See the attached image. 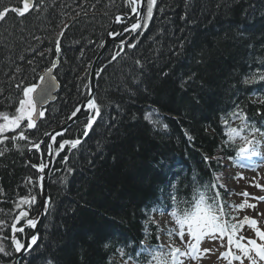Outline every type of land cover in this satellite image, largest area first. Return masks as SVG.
<instances>
[{"label": "trees", "instance_id": "trees-1", "mask_svg": "<svg viewBox=\"0 0 264 264\" xmlns=\"http://www.w3.org/2000/svg\"><path fill=\"white\" fill-rule=\"evenodd\" d=\"M34 2L36 10L24 17L9 10L0 22V112L15 111L23 87L37 84L51 66L59 41L55 100L34 128L23 126L30 141L38 143L86 99L90 65L115 14L130 13L131 7L128 0ZM13 7L22 8V0H0V11ZM121 40L99 64L107 62L96 81L100 115L91 130L83 139L88 123L83 112L57 139L56 150L64 139L83 140L56 158L37 243L20 264H149L143 244L157 250L161 231L159 211L153 210H163L172 229L170 213L188 206L177 209L172 197L191 200L194 188L208 197L218 191L231 213L228 219L263 220L261 209L230 208L246 200H227L217 177L223 162L236 158L240 144L226 143L237 117L232 113L264 131V80L259 79L264 73V0H157L152 19L144 20L129 41L135 47L126 45L117 60L108 62L121 49ZM137 59L142 68L134 64ZM253 76V82L244 83ZM149 110L158 123L145 119ZM44 150L45 143L39 151L28 141L0 144V242L9 253H0V264L14 258L11 225L18 213L34 216L38 210L33 165L43 161ZM33 196V203H20ZM30 232L27 227L17 238L24 244ZM162 250L167 256L169 251Z\"/></svg>", "mask_w": 264, "mask_h": 264}, {"label": "snow or ice", "instance_id": "snow-or-ice-1", "mask_svg": "<svg viewBox=\"0 0 264 264\" xmlns=\"http://www.w3.org/2000/svg\"><path fill=\"white\" fill-rule=\"evenodd\" d=\"M128 4L133 13H137L138 17L143 18L145 22H147L153 17L157 0H128ZM141 7L144 11L143 13H138V9ZM9 10L19 17H24L30 11L36 10V5L34 0H22V8H5L0 11V22H4L6 20V15ZM116 19L117 21H120L121 17L117 16ZM139 27H141V25L136 23L133 25V30ZM62 34L63 33H61V35ZM128 47L134 48L135 45L129 44ZM56 51H60L59 41H57ZM120 55L121 52H116L115 55L111 57V60H117ZM134 64L140 66L141 68L143 67L141 61L138 59L134 61ZM255 79V76L246 78L244 83L253 82ZM259 79L264 80V73L259 75ZM17 87L20 88L21 85L17 84ZM55 87V77L51 74V69H48L45 74L39 76V83L23 87V98L19 99L18 106L15 108V111L12 113L0 112V144H5L9 140L13 142L28 141L29 143H32V147L39 151L40 143L31 142L30 138L25 134V128H23L22 125L26 121L27 129L34 128V115L38 114L41 117L44 115L43 111H39L37 113V101L34 94L39 95V103L42 104L48 99V97L51 96ZM87 107L94 112V115L89 117L86 125V128H91L95 117L100 115V106L95 99H90L87 102ZM79 111H81V109H76L73 115L75 116L76 112ZM232 115L241 119L242 127L229 128L226 132L228 137L226 143L235 144L236 139L239 138L241 143L236 148V157L239 161H241V166L247 167L248 165L243 164V162L251 160L253 157L259 155L256 147L259 141L255 139V136L256 134L264 136V131L247 123V117L241 115V113L235 112L232 113ZM145 119L150 123H158V121L153 119L152 113L147 114ZM225 125L227 126V121H225ZM18 129L20 130L19 132H17ZM245 129L248 130L246 135L242 134ZM10 132L16 134L12 136L6 135ZM62 134L63 133H60V135ZM46 135L48 134L46 133ZM85 135H87V131H85ZM51 138L53 140L55 139L54 136ZM80 144V139H64L61 143H59L58 148L60 151H63L66 146L69 149H76ZM49 148H51V145H49ZM2 154L3 153L0 152V155ZM63 159L66 161L67 157L65 156ZM205 159L208 158L205 157ZM33 167H36L38 168V171L43 172L47 165L41 162L39 165H33ZM43 179L44 177L41 176L40 180ZM220 186L224 187V185ZM210 187L215 188L216 185L213 184ZM242 195L247 197L248 193L245 192L242 193ZM219 197L220 193L218 191L213 197H208L205 192L196 188L193 189V196L191 200H182L177 202L176 197L173 196L172 200L176 203L177 209H179L180 204H186L188 206L179 211L173 210L170 213L174 222V227L168 231V235L171 236L175 234L179 238V242L188 245V247L185 251H181V248L174 246V244H166L158 246L157 250L145 249L144 252L151 256L149 264H169V258H171L172 264H183V261L180 260L179 257L184 256H190L191 259L195 260L198 258L201 251L205 253L210 251V249H201V245L209 238L219 239L221 241V246H225L224 241L226 239L228 251L223 254L224 258L230 256L231 260L239 261V264H244L245 260H247L249 264H259V262H264V230L258 226V221L256 219L249 218L248 216H245L243 221H239L235 216H231V219H228L231 213L225 210V206L220 201ZM34 201L35 197L33 196L30 200H21L20 203H33ZM229 207L236 211H243L246 207L254 209L256 205L245 201L239 205H230ZM153 211H159L161 215L165 214L161 209H154ZM27 215V212H20L19 216L16 218V223L11 225L13 232L11 240L16 252H20L27 247L25 244L21 243L15 235L16 233L24 232L25 229L23 227H17V224L21 223V218L26 217ZM2 223L3 222H0V224ZM27 224L28 226L35 228L36 221L29 219L27 220ZM244 225H247L254 231L256 238H250L241 234ZM185 237L188 239H185ZM36 240L37 237L32 235L31 244L34 245ZM165 246L169 249L167 256L162 250ZM233 249H235V251H233ZM0 253L5 255L9 254L2 245H0ZM229 264H231V261Z\"/></svg>", "mask_w": 264, "mask_h": 264}, {"label": "water", "instance_id": "water-1", "mask_svg": "<svg viewBox=\"0 0 264 264\" xmlns=\"http://www.w3.org/2000/svg\"><path fill=\"white\" fill-rule=\"evenodd\" d=\"M143 11H144V9L142 7L138 9V13H143ZM117 16L121 17V19H124L125 22L132 20V19H134V21L132 23L128 24L127 26H125L124 28H122L116 32H113L114 26L119 23V21H117V19H116ZM142 21H143V18L138 17V14L133 13L132 11L130 13H116L115 14L113 21H112V25H111L110 29L108 30V32L104 38L102 46L100 47L97 55L95 56V58L92 61V64H91V67L89 70V74H88V83H87L88 86H87V97H86V99L75 107V109L69 115V117L67 118V120L65 121L64 124L57 127L56 129H53L52 131L47 132L48 135H46V134L44 135L43 140L45 138H47L46 143H45V158L47 159L45 164L47 165V167L44 169L43 172L38 171V168L35 167V170L38 173V178H40L41 176L44 177L43 180H39V185H38V187L40 189V203H39L38 211L35 215V218L33 219L34 221H36V226H35V228L31 227V232L28 235V237L24 243L27 247L25 249L21 250L20 252L15 251L14 258H13L11 264H20V262L23 260V258L33 249V247L37 243L39 230H40L41 224L43 222V218L47 212V208L50 204L48 185H49V180H50L51 172H52L53 165H54V159L56 158V156L53 153V145H54L55 139L60 136V133L64 134L67 131V129L75 123L76 119L81 115V113L89 110V116H90V114H93V111L91 109H88L87 102L90 99H94V97H95L96 81H97V77L99 76V73L101 72V69H102V67L98 68L99 62L101 61L102 57L105 55V53L107 52L109 47L114 43V41L116 39H118L121 36H123L124 34L128 33L129 36L126 38V41L131 40V38L133 36H135L141 29V27H139V28L133 30V25L136 23H139L142 26ZM58 63H59L58 59H55L53 61L52 65L49 68H47L46 70H44L41 75L45 74L48 71V69H51V74L55 77L54 71H55V68L57 67ZM55 83H56V87L53 89L51 96L48 97V99L46 101H44L42 104L39 103V101H40L39 95L34 94L35 99L37 101V113L39 111H42V109L44 107H46L48 104L52 103L55 100V94L59 88V83H58L56 77H55ZM78 108L81 109V111L76 112V115L74 116L73 113ZM39 119H40V116L38 114L34 115L35 123L38 122ZM90 129L91 128H88L87 134L90 131ZM52 136L55 137L54 140L51 139ZM86 136L87 135H84L83 139ZM83 139H81V141ZM43 140L41 141V143L43 142ZM49 145H51V148H49ZM32 235H35L37 237L36 243L34 245L31 244Z\"/></svg>", "mask_w": 264, "mask_h": 264}, {"label": "rangeland", "instance_id": "rangeland-1", "mask_svg": "<svg viewBox=\"0 0 264 264\" xmlns=\"http://www.w3.org/2000/svg\"><path fill=\"white\" fill-rule=\"evenodd\" d=\"M134 21V19H132V20H129V21H127L123 26H121V29L122 28H124L125 26H127L128 24H130V23H132ZM121 22H125L124 21V19H121ZM143 22H144V20L142 21V24H143ZM142 29V28H141ZM140 29V30H141ZM113 32H115V31H113ZM126 35V36H125ZM137 35V34H136ZM135 35V36H136ZM129 35H128V33L127 34H124L123 36H121L122 38H123V40H121V42L119 41L117 44L121 47V49L119 50V52H121V54H122V52H123V50H124V48H125V46L126 45H128L129 44V41H126V38L128 37ZM135 36H133L132 38H134ZM120 37V38H121ZM131 38V39H132ZM117 40H119V38L118 39H116L115 41H117ZM114 41V42H115ZM102 46V45H101ZM111 47V46H110ZM109 47V48H110ZM98 53V52H97ZM97 55V54H96ZM95 55V56H96ZM95 58V57H94ZM102 59H103V57H102ZM102 59H101V61H102ZM100 61V62H101ZM100 62H99V64H100ZM108 62H112V60L110 59ZM107 63V62H106ZM106 63H104V64H102L101 65V67L103 68L105 65H106ZM92 64V63H91ZM99 64H98V68H100L99 67ZM90 67H91V65H90ZM90 70V69H89ZM88 74H89V72H88ZM100 74V73H99ZM98 78V77H97ZM87 79H88V76H87ZM88 81V80H87ZM88 83V82H87ZM88 86V85H87ZM23 98V97H22ZM149 113H152L153 114V117H154V115L156 114V113H154L152 110H149V111H147L146 112V114H145V116L147 115V114H149ZM88 116H89V113H88ZM91 116H93L92 114H90V116L89 117H91ZM89 117H88V119H89ZM156 117V116H155ZM154 119V118H153ZM158 119V117H156V120ZM26 122V121H25ZM24 122V124L22 125V127L24 126V127H26V123ZM9 134H15V133H7L6 135H9ZM57 139H58V137L55 139V141H54V145H53V153H54V155L56 156V158L59 156V154H57V153H59V149L58 150H56V147H55V145H56V142H57ZM81 140V139H80ZM61 142V141H60ZM38 143H40V149H41V146L43 145L42 143H41V140L40 141H38ZM32 149L33 150H36L34 147H32ZM39 149V150H40ZM57 154V155H56ZM260 158L259 159H263L264 160V140H263V142L261 143V146H260V152H259V155H258ZM56 158L54 159V163H55V160H56ZM259 159L258 160H255V161H252V160H249L248 161V163H252V162H254L253 164H257L258 165V167H255L253 170H249V169H244L243 168V170H240V168H239V172H242V176L241 177H238V180H236V181H238V183H239V185L241 184V185H244V183L245 182H251V183H253L254 181H256L257 180V178L260 176V174L262 173V171L264 170V162L261 164V161H259ZM46 161H47V159L44 157V159H43V163H46ZM235 172L236 171H232V170H230V169H227V171L226 172H224V175H223V178H224V185L225 186H229V188L231 189V190H236L237 189V185L235 184V178H234V175H235ZM237 173V172H236ZM39 180H40V178H38L37 179V185H39ZM264 186V185H263ZM38 189H39V187H38ZM263 189H264V187H263ZM39 193H40V189H39ZM262 193H264V191L262 192ZM23 212H24V210H22ZM21 211V212H22ZM38 211V210H37ZM37 211H36V213H37ZM36 213H35V215H36ZM35 215L34 216H31V215H27L26 216V220H25V222H24V224H23V226H17V227H23L24 229L25 228H27L28 227V224H27V220H29V219H34L35 218ZM19 216V213H18V215L16 216V218ZM45 217V216H44ZM44 219V218H43ZM162 220H163V217H162ZM15 223H16V219H15ZM162 225H163V223H162ZM29 229H31V227L29 226ZM249 231L251 232L252 230L251 229H249ZM12 235H13V232H12ZM16 235V237H17V233L15 234ZM29 235V234H28ZM28 237V236H27ZM10 240H11V238H10ZM162 241H163V243H166L167 242V238H166V236H163V238H162ZM0 245H1V242H0ZM13 245V244H12ZM188 247V246H187ZM14 248V247H13ZM187 248H184V250L183 251H185ZM201 249H210V251L209 252H207V253H205V252H203V251H201L200 253H199V255H198V258L197 259H195V260H193V259H191V257L190 256H184V257H182V261H183V264H229V260H227V259H223L222 258V255H221V252H220V249L218 248V243L216 242V240L214 239V238H209V239H206L205 240V242L201 245ZM14 251H15V249H14ZM15 253V252H14ZM246 263L247 264H249V262L248 261H246ZM259 264H264V263H262V262H259Z\"/></svg>", "mask_w": 264, "mask_h": 264}, {"label": "bare ground", "instance_id": "bare-ground-1", "mask_svg": "<svg viewBox=\"0 0 264 264\" xmlns=\"http://www.w3.org/2000/svg\"><path fill=\"white\" fill-rule=\"evenodd\" d=\"M59 57H60V54H59V52H57L56 53V57L52 60V63H53V61L55 60V59H58V62H59ZM52 65V64H51ZM57 79V78H56ZM58 81V80H57ZM59 83V82H58ZM59 89V88H58ZM58 91V90H57ZM49 105V104H48ZM47 107V106H46ZM46 107H44L43 109H42V111L44 112V109L46 108ZM57 128V127H56ZM56 128H54V129H56ZM53 129H50V130H48L47 132H49V131H52ZM47 132H45L44 133V135L47 133ZM44 135L42 136V138H41V141L43 140V138H44ZM46 139L47 138H45L44 140H43V142H42V144L43 143H46ZM52 139V138H51ZM239 163H240V161L237 159V157L236 158H234V159H228V162H226L225 163V161L223 162V168L221 169V173L219 174V175H221V176H223L224 175V172H226L227 171V169H229V167H235V168H237L238 167V165H239ZM160 223V225H162V223L163 222H159ZM26 239H27V237H26ZM26 241V240H25Z\"/></svg>", "mask_w": 264, "mask_h": 264}]
</instances>
